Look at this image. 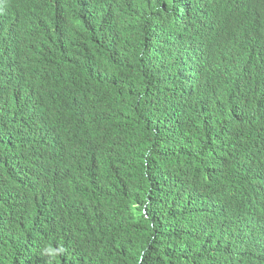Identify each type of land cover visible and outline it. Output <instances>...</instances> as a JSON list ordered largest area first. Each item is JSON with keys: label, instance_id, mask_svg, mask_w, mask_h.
Instances as JSON below:
<instances>
[{"label": "clouds", "instance_id": "obj_1", "mask_svg": "<svg viewBox=\"0 0 264 264\" xmlns=\"http://www.w3.org/2000/svg\"><path fill=\"white\" fill-rule=\"evenodd\" d=\"M143 1L126 14L134 0H0V138L12 137L14 124H20L22 137L18 144L8 143L4 161L8 185L28 205L30 224L38 230L55 228V241L65 245L77 246L88 239L87 232L61 225V212L73 204L74 192L77 196L94 193L93 186L105 183L108 190L102 196L109 210L118 217L131 214L125 193L134 194L141 183V160L153 153L169 155L179 118H183L181 135L190 138L191 131L185 129L190 94L195 89L205 93L207 78L227 68L224 31L240 28L238 23L228 27L221 18L236 16L245 31L264 28V0H176L173 11L164 1L143 14L136 47L130 39L125 46L119 37L136 19ZM200 1L214 11L206 33L212 48L225 57L205 72L200 59L203 40L188 35L186 28L182 34L172 29L184 25L191 12L205 17ZM47 32L58 43L55 55L49 54L39 37ZM65 36L69 39L61 40ZM248 64L256 100L247 131L250 139L240 145L242 157L219 172L220 186L229 192L231 215L257 212L264 193L263 41ZM140 91L150 93L155 110L161 113L155 125L139 108ZM207 103L203 96L202 107ZM31 105L34 114L27 112ZM35 128L38 131L32 133ZM230 157L236 158V153ZM196 167L202 170L203 164L198 162ZM11 168L26 188L14 183ZM68 170L73 173L65 176V187L62 179ZM180 170L190 179L189 169ZM57 173L60 178L53 177ZM36 187L46 191L34 204L30 194ZM223 200L227 202L220 195L215 207L219 209ZM95 207L102 214L100 208L105 206ZM211 209L212 203L205 202V224ZM141 214L145 216L144 211ZM216 246L208 255L211 264H264V258L247 263L241 250ZM142 263L140 257L137 264ZM178 264L203 263L195 251L182 254Z\"/></svg>", "mask_w": 264, "mask_h": 264}, {"label": "trees", "instance_id": "obj_2", "mask_svg": "<svg viewBox=\"0 0 264 264\" xmlns=\"http://www.w3.org/2000/svg\"><path fill=\"white\" fill-rule=\"evenodd\" d=\"M140 1L134 0L126 14ZM164 1L173 11L176 0L142 2L136 19L119 37L125 46L130 39L132 47H136L143 14ZM199 3L201 14L204 13L205 17L191 12L184 25L172 29L182 34L186 28L188 35L199 36L203 40L200 59L205 72L220 65L225 57L212 48L206 33V27L210 26L208 18L214 16V11L203 2ZM100 14L106 16L102 10ZM221 20L228 27L234 23L240 26L224 31V36L228 37L224 46L229 49L226 55L229 64L225 70L215 71L207 78L210 84L205 93L198 89L191 92L186 109L190 120L185 125V129L192 133L190 138L181 135L183 118H179L178 133L173 136L170 145L174 149L169 155L163 157L153 153L141 160V183L134 194L125 193V202L131 214L118 217L109 210L102 196L108 190L105 183L93 186L94 193L77 196L74 192L73 204L61 212L63 227L87 232L85 243L65 245L55 241L58 235L55 228L38 230L30 224L29 207L8 185L9 177L4 164L9 141L15 140L18 144L22 139L20 124H14L12 137L0 138V264H137L140 257L143 258L142 264H178L182 254L193 253L207 243H213L207 254H212L217 244L241 250L247 263L264 258V193L257 212L238 211L231 215L227 204L229 192L222 189L219 183L220 170L234 164L239 155L242 157L240 145L250 139L247 131L255 113L256 100L248 63L260 40L264 42V28L257 26L259 30L250 28L245 31V25L236 16ZM132 26H135L134 30ZM39 37L46 43L50 55L57 54L58 43L51 32ZM68 39L65 36L61 40ZM163 47V44L159 46L160 49ZM126 54L127 49L123 56ZM203 96L208 100L205 108L202 107ZM139 108L152 125L161 120V113L155 110L150 93L140 91ZM35 111V105H31L27 112L34 114ZM36 131L38 129L35 128L32 133ZM232 152L236 153L234 159L230 157ZM20 154L21 150H18L17 155ZM198 162L203 164L202 170L196 167ZM180 168L190 170V179L183 177ZM72 173L73 170H68L63 174L64 186L65 176ZM53 177L60 178V174ZM220 195L226 197L227 202L223 200L218 209L214 201ZM89 202L93 207H87ZM205 202L212 203V209L207 213V224ZM98 203L105 206L100 208L102 214L96 213Z\"/></svg>", "mask_w": 264, "mask_h": 264}, {"label": "rangeland", "instance_id": "obj_3", "mask_svg": "<svg viewBox=\"0 0 264 264\" xmlns=\"http://www.w3.org/2000/svg\"><path fill=\"white\" fill-rule=\"evenodd\" d=\"M10 171H11V176H12V179H13L14 183H16V184H20V186L22 185V188H26V186H25L22 182H20L19 179H17V178L15 177V175H14L15 169H14V168H11ZM43 191H46V190H44V189H42V188H40V187H36V188L34 189V191H32V193L30 194V197L33 199L34 204H36V202H37V200H38V195H39L41 192H43ZM35 211H36V214H37L38 216H40L39 213H38V210H37L36 206H35ZM38 220H39V218H38ZM43 229H46V228H44V227L42 228V227H41V230H43ZM212 244H213V243H207V244L203 245L202 247H200V248L196 251V253L198 254V256H200L201 261H202L203 264H211V260L208 258V255H209V254H207V250H208V248H209Z\"/></svg>", "mask_w": 264, "mask_h": 264}]
</instances>
